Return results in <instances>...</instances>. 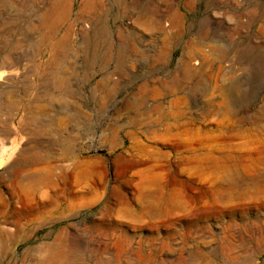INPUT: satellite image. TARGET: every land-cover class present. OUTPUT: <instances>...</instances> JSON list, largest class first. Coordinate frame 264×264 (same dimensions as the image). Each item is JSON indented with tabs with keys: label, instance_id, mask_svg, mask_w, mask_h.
Instances as JSON below:
<instances>
[{
	"label": "rangeland",
	"instance_id": "obj_1",
	"mask_svg": "<svg viewBox=\"0 0 264 264\" xmlns=\"http://www.w3.org/2000/svg\"><path fill=\"white\" fill-rule=\"evenodd\" d=\"M44 1L0 0V90L65 119L0 142V264H264V0H65L45 41Z\"/></svg>",
	"mask_w": 264,
	"mask_h": 264
},
{
	"label": "bare ground",
	"instance_id": "obj_2",
	"mask_svg": "<svg viewBox=\"0 0 264 264\" xmlns=\"http://www.w3.org/2000/svg\"><path fill=\"white\" fill-rule=\"evenodd\" d=\"M45 1H47V7L44 8L43 10L41 9L42 11L39 12L38 19L34 20L27 27L30 32H33V33H37L38 32V33H40L39 35H41V39L44 40V41L46 40V38L48 39V37H50L51 35H53V33H55L54 31L56 30V28L60 24L63 23L62 20L65 17L66 10H68L67 9L68 6L66 7V3H65L66 1L65 0H45ZM93 2H94L93 0H85L84 2H82V9L81 10H84L85 11L87 9V7L89 5H91V3H93ZM99 9H100V7H99ZM84 11H80V12L81 13H84ZM91 19H93V16H92ZM94 20H95L94 21V26H95L94 28L97 29L94 32V34H93V37H96L95 35H97V39L95 40L94 43H98V42L102 43L105 40V38H106V32L103 30V26H102V24H103L102 18H101V16H98ZM85 26H86V28L89 27L88 25H85ZM66 36L61 37L59 39H56V41L53 42L52 45H50V47H49L50 48V54H49L50 57H53L54 55H63V54H65V52H66V50H65V48H66L65 47V41L68 40V38ZM9 60H10V58H9ZM11 61H12V59H11ZM0 72H2V71L0 70ZM188 73H189V71H186V74H188ZM50 80H52L53 82H55L54 84H52L53 85V89H55V90H61L62 89V87H63V80L61 79V77H50ZM56 122H57V124L59 123V125H60V123L61 124H64L65 123V119H64V117H62L60 120L57 118L56 119ZM60 150H61V153H60L61 159L62 160H65V161H69L70 164L68 166L69 167L71 166V170H70L71 172L70 173H67V170L69 169V167H63L62 170L58 167L59 168V173H60V170H61V173H60V176L62 177L61 179L63 181H65L67 179V177L71 175L72 178H73V180H74V182H75L76 175L79 174V173H81V171H78L79 163H78L76 157L74 156V152L72 151L70 145L63 146ZM2 155L3 154H0V158L2 157L1 158L2 159L1 161L2 162L0 161L2 163V165H1L0 168L4 167L6 165V163L8 162V158H4L5 155L4 156H2ZM86 173H88V171H86L85 173H83V175H85ZM58 176H59V174H58ZM37 177L38 176H35L33 178H30L31 181L33 182V184H38L39 186H42V185H46V184L51 183V177L50 176H47L46 175L43 178L40 177V179L37 178ZM64 184H65V182H64ZM48 250H49V248H48ZM57 256H59L58 253L57 254L56 253L54 254L52 252H50V253L48 252L45 255L41 256V258L39 260H37L36 264H56L57 263V260H56V257ZM58 259H59V257H58ZM61 260L62 259H60V261ZM60 261H59V263H60Z\"/></svg>",
	"mask_w": 264,
	"mask_h": 264
},
{
	"label": "crops",
	"instance_id": "obj_3",
	"mask_svg": "<svg viewBox=\"0 0 264 264\" xmlns=\"http://www.w3.org/2000/svg\"><path fill=\"white\" fill-rule=\"evenodd\" d=\"M0 90V142L6 146L19 136L27 137L25 152L42 159L46 157L45 146L48 139V127L59 128L56 119L58 114L49 111L46 104H17L15 91ZM55 116V117H54ZM60 127L62 125L60 123ZM57 134V131H56ZM62 136V132H61ZM41 159L34 163L38 166Z\"/></svg>",
	"mask_w": 264,
	"mask_h": 264
}]
</instances>
